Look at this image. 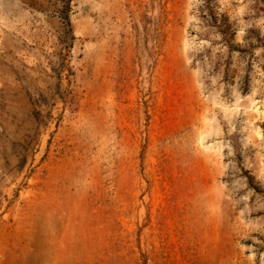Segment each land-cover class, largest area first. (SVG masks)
<instances>
[{
    "label": "rangeland",
    "instance_id": "1",
    "mask_svg": "<svg viewBox=\"0 0 264 264\" xmlns=\"http://www.w3.org/2000/svg\"><path fill=\"white\" fill-rule=\"evenodd\" d=\"M0 264H264V0H0Z\"/></svg>",
    "mask_w": 264,
    "mask_h": 264
}]
</instances>
